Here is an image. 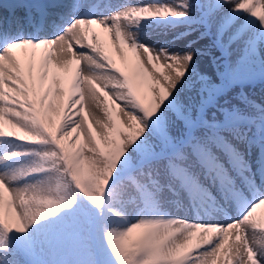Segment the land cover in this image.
<instances>
[{
    "label": "snow or ice",
    "instance_id": "snow-or-ice-1",
    "mask_svg": "<svg viewBox=\"0 0 264 264\" xmlns=\"http://www.w3.org/2000/svg\"><path fill=\"white\" fill-rule=\"evenodd\" d=\"M262 208L264 0H0V264H264Z\"/></svg>",
    "mask_w": 264,
    "mask_h": 264
},
{
    "label": "bare ground",
    "instance_id": "bare-ground-1",
    "mask_svg": "<svg viewBox=\"0 0 264 264\" xmlns=\"http://www.w3.org/2000/svg\"><path fill=\"white\" fill-rule=\"evenodd\" d=\"M252 95H253L254 98H256L259 101L260 97H259V92L258 91L252 93ZM258 212L264 213V208L258 209Z\"/></svg>",
    "mask_w": 264,
    "mask_h": 264
},
{
    "label": "rangeland",
    "instance_id": "rangeland-1",
    "mask_svg": "<svg viewBox=\"0 0 264 264\" xmlns=\"http://www.w3.org/2000/svg\"><path fill=\"white\" fill-rule=\"evenodd\" d=\"M256 99V98H255ZM257 102H259L258 100H257Z\"/></svg>",
    "mask_w": 264,
    "mask_h": 264
}]
</instances>
